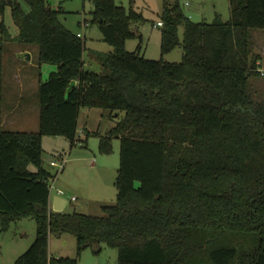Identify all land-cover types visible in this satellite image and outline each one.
Listing matches in <instances>:
<instances>
[{
  "label": "trees",
  "instance_id": "1",
  "mask_svg": "<svg viewBox=\"0 0 264 264\" xmlns=\"http://www.w3.org/2000/svg\"><path fill=\"white\" fill-rule=\"evenodd\" d=\"M24 1L29 11L0 0V15L10 7L19 42L37 45L39 64L58 70L39 84V130H6L0 46V232L23 218L37 222L15 264H78L49 254L50 235L65 233L76 237L78 256L102 243L117 248L118 264H264V98L252 81L261 72L252 30L264 31V0H229L231 18L212 22L164 0L160 59L146 58L142 42L126 48L139 36L132 24L145 20L140 12L92 0V21L111 47L93 53L101 72L85 66L86 41L63 24L62 8ZM0 32H8L3 21ZM179 46L181 61L164 59ZM81 108L122 114L100 137L102 152L121 142L117 200L102 215L50 207L56 176L44 166L43 137L75 144Z\"/></svg>",
  "mask_w": 264,
  "mask_h": 264
},
{
  "label": "rangeland",
  "instance_id": "2",
  "mask_svg": "<svg viewBox=\"0 0 264 264\" xmlns=\"http://www.w3.org/2000/svg\"><path fill=\"white\" fill-rule=\"evenodd\" d=\"M23 8L29 11V6L24 0H19ZM125 7L133 6L140 12L143 21L132 24V28L138 31V37L129 39L126 48L129 51L137 50L142 42V54L146 58L160 59L161 54V27L157 23L161 20L164 0H116ZM175 1V0H172ZM184 13L192 21L212 22L219 17L227 21L231 18V6L229 0H177ZM55 8H62L60 19L63 24L87 41L85 57L90 62L88 69L101 72V65L90 59V53L94 48L107 51L110 45L102 41V33L99 25L93 22L92 0H48ZM7 27V33L0 32V46L3 47V108L4 112L16 107L12 115L13 125L6 122V130L37 132L39 130L40 97L39 83L50 77L52 72L58 70L56 64H48L52 67L36 66L39 54L37 45H26L18 40L19 28L16 25L12 10L6 7L4 14L0 15ZM88 23V26L85 25ZM184 29L180 28L179 34L183 39ZM254 39V51L260 56V76L252 78L254 87L260 97L264 98V31L252 30ZM96 39V40H95ZM30 49V51H26ZM30 54L32 60H27V55L21 59L20 54ZM33 54V55H32ZM183 57L182 47H177L164 55V59L170 62L181 61ZM47 64V63H46ZM23 66V67H22ZM21 70L18 71V68ZM20 102V103H19ZM119 117L111 115V112L102 108H84L80 118V128L83 130L81 138L75 144L64 136L45 135L43 137L44 166L56 176L50 179L51 200L58 194V190L64 191L63 197L67 199L64 208L66 213H87L102 215L101 206L115 203L118 196L116 179L120 166V139L114 138L112 150L102 152L100 150V137L106 135L119 120ZM56 161L57 165H51ZM35 169L34 165L30 166ZM73 197L76 199L73 200ZM37 222L27 217L14 222L8 231L0 232V264H15L16 259L22 255L35 239ZM50 251L54 257H78V264H118L119 251L117 248L105 243L98 248H85L77 255V240L71 233L61 236L50 235Z\"/></svg>",
  "mask_w": 264,
  "mask_h": 264
},
{
  "label": "crops",
  "instance_id": "3",
  "mask_svg": "<svg viewBox=\"0 0 264 264\" xmlns=\"http://www.w3.org/2000/svg\"><path fill=\"white\" fill-rule=\"evenodd\" d=\"M85 25H87L88 26V23H85ZM77 34H79V35H81L80 33H77ZM96 40V39H95ZM102 41H103V39H102ZM104 42V41H103ZM86 48H87V41H86ZM94 50V53L95 52H99L100 50H96V49H94V48H91V50ZM109 50H111V48L110 49H108L107 51H109ZM26 51L28 52V51H30V49H26ZM105 51V50H104ZM33 55V54H32ZM38 58H39V54H38V57H37V60H36V66H38L39 68H46L47 70H51L52 69V67H50V65H48V64H39V61H38ZM21 59H22V57H21ZM90 59L91 60H95L96 62H97V60L95 59V55L93 54V53H90ZM31 60H32V58H31ZM84 63H85V66L88 68V66L90 65V62L88 61V59L85 57V53H84ZM23 67V66H22ZM19 70H21V67H19L18 68V71ZM39 81H41V80H39ZM40 84V83H39ZM20 103V102H19ZM3 109V118H2V124H3V127H6L7 125H6V122H8V124L9 125H13L14 124V120H13V118H12V115L14 114V111H16V107L14 108H12V109H8V110H6L5 112H4V108H2ZM84 110V108H81V110H80V114H79V120H78V138L77 139H79V138H81V136H82V134H83V130L80 128V118H81V113H82V111ZM58 195V194H57ZM57 195H55L54 196V200L52 201L51 199H50V207L54 210V205H55V199H56V197H57ZM64 211V210H63ZM49 246H50V241H49ZM49 254H50V256L51 257H54V255L52 254V252L50 251V247H49Z\"/></svg>",
  "mask_w": 264,
  "mask_h": 264
},
{
  "label": "water",
  "instance_id": "4",
  "mask_svg": "<svg viewBox=\"0 0 264 264\" xmlns=\"http://www.w3.org/2000/svg\"><path fill=\"white\" fill-rule=\"evenodd\" d=\"M27 55V60H31V56L30 54H26V52H24L23 54H20V57L24 58ZM76 84V81H72L71 86L69 88V90L74 87ZM67 199L64 198L63 196L57 195L56 199H55V205H54V210L55 211H63L66 204H67Z\"/></svg>",
  "mask_w": 264,
  "mask_h": 264
},
{
  "label": "built area",
  "instance_id": "5",
  "mask_svg": "<svg viewBox=\"0 0 264 264\" xmlns=\"http://www.w3.org/2000/svg\"><path fill=\"white\" fill-rule=\"evenodd\" d=\"M162 25H163V23H162L161 21H159V22L157 23V26H162ZM51 165L56 166V165H57V162H56V161H52V162H51ZM63 193H64V191H63L62 189H59V190H58V195L63 196ZM74 199H76V198L73 197V200H74Z\"/></svg>",
  "mask_w": 264,
  "mask_h": 264
}]
</instances>
